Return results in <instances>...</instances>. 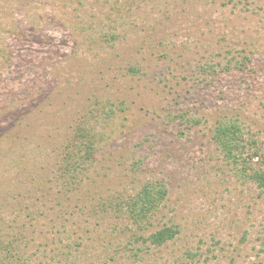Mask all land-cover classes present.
Instances as JSON below:
<instances>
[{
    "label": "rangeland",
    "instance_id": "obj_1",
    "mask_svg": "<svg viewBox=\"0 0 264 264\" xmlns=\"http://www.w3.org/2000/svg\"><path fill=\"white\" fill-rule=\"evenodd\" d=\"M82 1L0 0V50L24 62L0 56V217L28 221L18 206L53 204L65 146L84 124L97 159L82 198L163 183L167 198L145 231L179 234L143 245L121 233L137 228L125 219L82 215L99 224L84 240L95 257L80 264L104 263L116 248L118 264H264V189L214 140L218 120L237 118L264 153V0H119L113 19L117 0ZM253 46L244 71L204 70L219 52Z\"/></svg>",
    "mask_w": 264,
    "mask_h": 264
},
{
    "label": "trees",
    "instance_id": "obj_2",
    "mask_svg": "<svg viewBox=\"0 0 264 264\" xmlns=\"http://www.w3.org/2000/svg\"><path fill=\"white\" fill-rule=\"evenodd\" d=\"M79 1L83 4L82 0ZM106 1L102 2L103 6ZM118 1L108 5V10L111 9L112 12L109 19H113L120 10L121 6L117 5ZM122 2L125 5L128 0L126 2L122 0ZM241 3L244 1L241 0ZM237 6L238 3H234L233 7ZM139 31L134 29L133 33H139ZM19 35L23 40H29V37L23 36L22 32ZM111 37L117 39L114 34ZM224 38L225 36L222 37V39ZM102 39L107 40V35L102 36ZM254 47L251 49L241 48L243 51H248V54H242V50L235 53L230 48L226 50L225 54L219 52V55L224 56L225 64H223V60L217 62L216 65L204 63V70L214 72L218 66H221L224 70L232 71L233 65H236L235 67L244 71L248 62L254 59ZM0 56L5 59V63H8V67L24 63L23 60H19V62L13 58V55L5 54L1 50ZM131 70L142 71L141 67H132ZM179 116L184 117L183 114ZM192 122L200 123L197 119ZM242 125L237 118L218 120L214 140L228 160L237 165L241 163L239 168L242 174L248 175L259 188L264 189V153L258 147L256 140L245 138ZM65 148L61 162L63 168L61 176L64 178L65 187L55 194L50 191L44 194L46 199L54 194L52 198L50 197L53 204L45 205V209L42 207L33 208L34 210H32V206L23 209L18 206L16 210L26 211L22 218L28 219V221L21 222L19 220L21 216L17 215L14 218H8L9 215L6 218L0 217V264H80L84 258L95 257L89 250L90 244L84 240H86V236L91 239L93 227L95 228L99 222L82 221V215L90 214L96 217L97 221L107 216L114 217L125 219L131 225H137L136 230L129 225L121 230V233L131 235L134 238V243L141 242L143 245L160 247L177 237L179 234L177 225H164L155 231H145L151 227L153 219L160 212L161 206L167 198L169 192L167 186L163 183L148 182L136 194L98 198L91 196V201L87 202L82 198L83 188L80 189V187L84 181L82 176L85 170L89 169L88 163L92 164L97 159L94 133L84 124L77 125L75 134L69 137ZM254 158L261 159L258 167L251 165ZM248 165L250 166L248 167ZM73 199H75L74 204ZM2 211L3 209H1ZM145 232L147 233L145 234ZM129 241L131 242V240ZM139 251H142V248ZM115 252L111 256L108 254L109 257L104 261L105 264L120 263L118 257L123 252L117 248ZM100 258L102 259V257ZM101 259L99 262L94 259V262L90 264H104L100 262Z\"/></svg>",
    "mask_w": 264,
    "mask_h": 264
}]
</instances>
